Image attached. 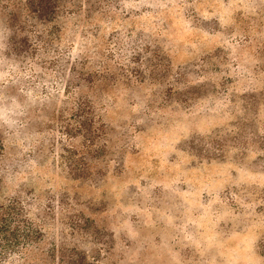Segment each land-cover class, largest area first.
<instances>
[{
  "label": "rangeland",
  "instance_id": "1",
  "mask_svg": "<svg viewBox=\"0 0 264 264\" xmlns=\"http://www.w3.org/2000/svg\"><path fill=\"white\" fill-rule=\"evenodd\" d=\"M257 1L132 2L96 25L69 13L79 50L35 6L6 23L0 0V204L47 221L57 264H264Z\"/></svg>",
  "mask_w": 264,
  "mask_h": 264
},
{
  "label": "trees",
  "instance_id": "2",
  "mask_svg": "<svg viewBox=\"0 0 264 264\" xmlns=\"http://www.w3.org/2000/svg\"><path fill=\"white\" fill-rule=\"evenodd\" d=\"M2 1V0H1ZM141 1V2H140ZM149 0H3L5 9H8L9 13H6L5 22L9 23L14 21L15 15L29 9L30 5L35 6L36 10L40 13V23L44 24L48 31H56V37L53 39L61 41L62 39H72L79 45V50H88L86 42L88 36L82 34L80 28V12L83 11L85 17V25H96L100 18H106L108 21H118V15H121V6L127 3H142ZM185 3H198L201 0H180ZM255 0V4H257ZM152 4L158 6L156 1H152ZM182 4V3H181ZM65 10H63V9ZM55 10L56 15L48 17L49 14ZM78 15L77 25L70 28L69 35L68 29L65 27L67 21V14ZM158 13V10H156ZM15 26L20 31L23 25L27 22L22 18L16 17ZM83 24V26H84ZM13 25V26H14ZM95 36V35H94ZM50 38V42H54ZM41 41L49 48V42H45L43 38ZM114 43L115 53L113 56H118L120 59L127 56L126 44L120 37H116ZM82 48V49H81ZM85 48V49H83ZM81 58L83 61L79 63L81 70L89 68L90 61L86 54H83ZM94 56V55H93ZM98 56L107 61V56L98 54ZM102 62V61H100ZM100 66L102 63L99 64ZM108 69H104L106 71ZM104 78V77H103ZM97 81L90 83L88 90L94 89L96 86L100 87L105 85L104 81ZM76 90L82 88V84L75 85ZM74 88V89H75ZM96 94V93H95ZM24 202V201H23ZM0 204V264H57L54 259L55 249L51 248L46 250L47 241L45 238H40L38 234L42 233L41 228L49 226L47 221L40 215L30 217L27 214L31 212L29 207L22 205V202ZM26 205V204H25ZM29 206V205H28ZM54 233H52L53 237ZM51 238V237H50Z\"/></svg>",
  "mask_w": 264,
  "mask_h": 264
}]
</instances>
